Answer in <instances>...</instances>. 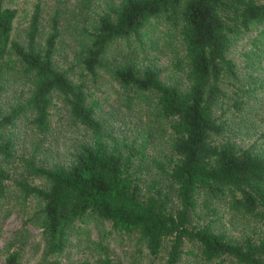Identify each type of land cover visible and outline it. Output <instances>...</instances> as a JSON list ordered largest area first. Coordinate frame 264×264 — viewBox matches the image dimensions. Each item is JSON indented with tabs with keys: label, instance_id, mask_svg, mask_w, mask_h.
<instances>
[{
	"label": "trees",
	"instance_id": "1",
	"mask_svg": "<svg viewBox=\"0 0 264 264\" xmlns=\"http://www.w3.org/2000/svg\"><path fill=\"white\" fill-rule=\"evenodd\" d=\"M16 15L15 7L0 0V161L13 155L9 129L21 115L29 112L39 131L48 129L54 92L63 95L71 117L90 134L65 163L26 160L27 172L43 178L45 186L17 182L25 197L34 195L42 202L38 213L45 254L37 264H62L56 256L67 244L69 228L91 213L109 220L114 231L133 235L139 246L131 257L139 264H264V234L235 239L220 227L212 205L224 199L228 210L242 219L264 218V153L255 143H235L225 120L229 104L238 107L233 91L240 89L230 48L252 25L264 22V0H121L97 12L82 56L84 68L92 76L104 68L129 93L154 96L156 114L171 130L165 160L154 159L164 185L152 183L146 193L140 190L136 164L145 159L147 138L137 145L107 132L84 82L74 81L56 65V17L41 43L40 6L35 4L22 43L11 37ZM152 17L171 23L179 35L185 89L163 80L153 66L105 57L115 40L139 38ZM9 53L27 76L30 90L24 100L4 106L1 63ZM259 136L264 138V129ZM7 177L0 166V184ZM98 245L104 254L97 264H113L103 241ZM0 264H20L19 250L8 251Z\"/></svg>",
	"mask_w": 264,
	"mask_h": 264
},
{
	"label": "rangeland",
	"instance_id": "2",
	"mask_svg": "<svg viewBox=\"0 0 264 264\" xmlns=\"http://www.w3.org/2000/svg\"><path fill=\"white\" fill-rule=\"evenodd\" d=\"M120 1L4 0V3L17 9L11 37L22 43L26 40L35 4L40 6L38 37L41 43L50 33L56 17L59 29L53 54L56 65L66 70L74 81L84 82L89 98L97 101L94 110L107 132L137 145L147 138L145 159L139 165L136 161L140 190L146 193L152 183L164 185L154 159L165 160L169 152V123L156 114L154 96L129 93L104 68H98L97 74L92 76L82 63L97 12L115 7ZM230 53L237 63L240 89L233 91V96L239 100L238 107L230 103L225 113L227 135L241 146L255 143L256 149L264 153V138L259 136L264 129V22L252 25L235 39ZM105 57L112 62L130 61L141 67L153 66L166 82L177 83L182 89L187 86L184 49L179 35L175 27L161 17L150 18L140 30L139 38L131 36L112 42ZM1 65L5 67L6 80L1 104L9 106L24 100L30 83L16 57L7 54ZM51 98L46 131L41 132L32 124L29 112L21 115L9 129L14 142L13 155L7 161H0V166L8 173L0 184V263L4 254L14 249L19 250L20 264H37L45 254L42 220L38 213L42 202L34 195L25 197L17 182L24 179L41 186L46 182L27 172L26 160L34 158L36 163L47 165L65 163L77 146L90 138L87 128L71 117L63 95L54 92ZM212 205L219 215L216 221L220 227L235 239L245 234H264V218L242 219L228 210L224 199ZM67 236L64 250L56 256L62 264H77L82 260L97 264V258L104 254L98 245L100 240L106 245L113 264H139L131 257V254L137 255L135 249L139 246L135 245L133 235L114 231L109 220L100 219L94 213L76 220ZM142 259L140 256L139 260Z\"/></svg>",
	"mask_w": 264,
	"mask_h": 264
}]
</instances>
